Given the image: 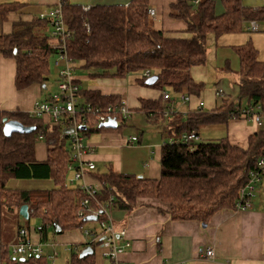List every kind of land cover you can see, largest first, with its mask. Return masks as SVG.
Instances as JSON below:
<instances>
[{
	"label": "trees",
	"instance_id": "obj_1",
	"mask_svg": "<svg viewBox=\"0 0 264 264\" xmlns=\"http://www.w3.org/2000/svg\"><path fill=\"white\" fill-rule=\"evenodd\" d=\"M225 1L229 10L218 16L213 0H199L196 4L190 0H178L170 7V16L186 22L189 37H171L156 28L149 14V0H133L128 6L91 7L62 0L65 23L71 33L67 48L73 67L96 70L99 77L126 78L132 73H143L137 80L142 86H147L144 73L148 71L158 80L147 87L163 93L157 100H142V109L148 111V116L159 119L166 118L164 114L171 115L168 127L174 140L162 145L160 178L149 179L112 170L97 173L104 187L97 193L102 204L128 212L139 206L152 207L169 214L172 220H195L203 224L218 212L237 210L241 189L264 158V128L249 137L247 148L233 145L224 137L186 144L180 142V136L188 133L199 136L203 126L243 119V110L249 106L258 108L264 116V63L259 60L254 44L249 41L232 48L240 64L239 92L235 102L222 98L220 108L205 110L197 107L185 117L176 115L168 105L173 104L180 94L193 98L199 97L203 91L204 84L195 82L191 71L194 67L206 66L210 36L218 40L225 34L244 32V24L251 21L263 26L264 32V7H245L242 0ZM25 6L19 2L0 5V54L16 62L17 90L34 84L46 88L49 59L57 55L49 33L51 19H42L39 15L32 21L16 22L10 34L1 31L9 15L22 13ZM226 70L230 71L229 64ZM60 80L58 74L57 87ZM79 82L76 76L78 86ZM165 94L171 96L169 100L164 99ZM78 97L79 104L82 98L81 104L101 109L122 100L118 96H105L100 91H83L81 88ZM4 118L35 126L36 130L6 137ZM90 121V128L83 130L84 136L91 130H104L96 126V119ZM61 135L60 127L45 125L41 119L31 118L26 113L0 112V208L12 213L22 205H28L29 220L40 219L43 224L52 226L56 234L83 226L79 213L85 198L80 189L66 184L71 151L66 148L67 138L61 139ZM41 137L49 148L46 162H39L35 155V146L42 141ZM11 179L52 180L55 186L51 189H11L8 187ZM141 200L148 202L141 203ZM92 206L96 208L93 202ZM56 227H61L62 231L57 233ZM87 261L92 258L80 259L78 254H73L68 264H89ZM0 263L49 264L46 257L25 261L13 258L10 248L1 243Z\"/></svg>",
	"mask_w": 264,
	"mask_h": 264
},
{
	"label": "crops",
	"instance_id": "obj_2",
	"mask_svg": "<svg viewBox=\"0 0 264 264\" xmlns=\"http://www.w3.org/2000/svg\"><path fill=\"white\" fill-rule=\"evenodd\" d=\"M132 1L133 0H68L71 4L81 5L83 7L96 5L128 6ZM190 1L196 4L199 0ZM213 1L215 3L216 15L220 16L228 12L229 5L225 0ZM17 2L24 3L26 6L22 10V13L13 12L9 15L8 20L4 22L1 28L4 34H10L16 22L20 20L32 21L34 17L47 13L53 7L60 5L62 0H0V5ZM177 2L178 0H149L148 6L149 9L155 11V16L152 18L157 29L165 31L167 35L171 37H189L186 33V22L170 16V7ZM242 4L245 7L258 9L264 7V0H242ZM244 26V32L250 31L248 30L249 23H245ZM259 28L261 29L260 32L264 33L263 26L259 25ZM251 34L252 33H249V35ZM249 40H251L256 49H259L258 39L250 37ZM51 41L52 44H54L52 39ZM214 42H216V39L212 35L208 40V46L210 45L208 47L209 55L213 52L216 54V48L211 45ZM234 45H237V43H234ZM260 51L258 50V52ZM259 60L264 63V57L259 56ZM237 69L238 70L234 71L233 74L235 73L237 75L236 86L239 92L237 84L240 77L238 75L240 64ZM204 70H206L205 66L194 67L192 69L191 74L195 82L202 83L203 80L201 78ZM15 76V60L7 59L0 54L1 113L20 111L29 115L37 102L43 101L50 94H54H44L45 88L39 84H34L23 90H17L15 86ZM141 76H143V73L132 77V82L122 78L116 79L118 83H113L114 88L112 90H109L111 88L110 84L105 88L102 87L101 84H98L97 86H92L88 90L100 91L105 96H118L120 99L125 100L133 112L134 110H138V112L145 115L151 128H157L159 130L156 131L157 136L160 140L161 138L163 139V143L165 141L173 142L174 137L169 134L168 127L169 116L171 115L167 116L168 114H164L166 118L159 119L158 117L155 118L153 115L148 116V111L142 109V100H157L161 98L163 92L150 87L145 88L147 86L143 87L138 84L137 80ZM77 79L80 81V86H82L81 79L78 76ZM218 92L223 91H218L216 87L206 91L203 90L199 97L193 96L189 103L177 101L168 105L171 110L173 109L174 112H176V115H182L183 117L190 111L196 110L200 101L204 103L205 110H215L222 105V102L218 104ZM223 94L221 99L224 98L227 100V96L225 98V92H223ZM180 95H178L176 99H178ZM203 96L205 97V101L202 100ZM82 102L81 98V103ZM230 102H233V100ZM132 116L130 118H132ZM46 120L47 119L41 120V122L45 125H50L45 122ZM220 125L221 126L210 125L207 126V128L202 127L200 130L201 132L205 130L206 136L217 137V139L223 137L228 138L233 145L247 148L249 137L259 129L264 128V116H262V126L260 127L252 120L245 118L234 119L226 124ZM120 128H103L104 130L101 131H112L117 133L120 132ZM200 130L199 136H204L205 134L200 133ZM101 131L91 130L84 136V143L89 148V153L86 155L85 160L93 163L96 167L94 171L88 173L86 176L85 180L88 184L97 187L100 192H102L104 187L96 174H104L110 170L125 175H141L139 177H146L149 179L160 178V160L163 143H159L158 139L151 140L149 137L144 143L142 138H138V141L133 143L129 142V140L136 136L118 138L120 135H117V138L113 136H103L100 139L95 138L94 134ZM60 137L63 139L62 136ZM66 148L71 151L68 141H66ZM35 152L36 159L39 162L48 161L49 148L44 138L36 144ZM69 164L66 169V184L68 181L70 184L67 185L70 188L79 189L80 183L71 184L70 182L73 173L68 169ZM127 167L131 168L128 169ZM69 173H72V176L68 179L67 174ZM261 194L263 195L262 190ZM19 209L20 208L16 209L11 214L19 215ZM4 212L5 211L0 208V226ZM110 215L116 228L124 229L127 232L126 239L130 243V246L125 249L120 259L128 264H179L181 262H185L186 264H264V199H259L257 195L254 198L253 207L251 209L245 211L224 210L218 212L210 218L207 224L195 220H172L169 214L163 213L156 208L145 206H139L130 212L111 209ZM25 221V219H22V221L18 219V223L13 228L9 226L6 228L0 227V243L10 247L17 239L18 229L24 226L28 227ZM83 235L84 233L80 228L70 229L61 234V239L68 247L69 252L77 254L76 251L79 249L81 250L78 252L79 258L82 251L88 246L87 243L90 240ZM38 239L40 240V238ZM121 242H124L123 239ZM92 248L94 249V254L85 257L92 258V261H87V263L110 264V262L102 256L101 250L98 256H95L96 248ZM207 249H212L214 251L213 259H206L204 257L203 253ZM69 261L67 263H69Z\"/></svg>",
	"mask_w": 264,
	"mask_h": 264
},
{
	"label": "built area",
	"instance_id": "obj_3",
	"mask_svg": "<svg viewBox=\"0 0 264 264\" xmlns=\"http://www.w3.org/2000/svg\"><path fill=\"white\" fill-rule=\"evenodd\" d=\"M87 10V9H86ZM150 16H155V11L149 9ZM42 19H51V38L53 40V47L57 51L58 60L55 62V67L58 69L60 76V83L58 85V92L49 96L45 101L36 103L34 109L29 113L31 118L45 120L51 126L60 127L62 129V137L67 138L69 147L71 149V161L69 164V171L73 173L70 179L71 184H79V189L84 193L85 198L82 201V210L79 217L83 220L88 215H97L99 223V231L86 230L84 234L89 237L88 246L99 248L102 251L104 259L110 264H128L123 262L120 257L124 254L130 243L126 239L127 232L124 229L116 228L114 221L110 215L111 206L102 204L98 201L97 193L100 190L86 182L88 173L95 170V165L85 160L89 153L88 146L84 143L83 130L90 128V119H96V126L110 122L112 119L117 121L118 126L122 120H128L132 116V109L127 105L125 100H121L118 104H112L104 109L92 108L90 104H79L80 87L76 84V69L73 67L71 59L68 54V39L71 36L70 31L65 23L62 5H58L47 13L40 15ZM259 25L251 21L248 30L259 31ZM144 76L149 79L150 72H145ZM223 92H218L219 97H223ZM169 94L164 95V99H170ZM189 103L191 97L189 95H180L175 102ZM198 107H204L202 101L199 102ZM243 117L250 119L259 127L262 126V113L258 108L249 106L243 110ZM82 127H85L84 129ZM42 138V137H41ZM137 137L130 138L129 142H137ZM181 143L196 144L200 142V137L196 133L184 134L180 137ZM264 176V158L259 161L258 168L252 171L249 175L247 185L241 189L239 198L236 202L238 211H245L253 207L255 198V191L262 182ZM112 200V199H111ZM92 202L95 203L96 208H93ZM102 211V214L99 212ZM50 225H39L34 227L32 231L36 234H41ZM80 230L83 231L82 226ZM30 227H20L18 229L16 241L10 245L11 254L17 259L25 260H39L47 257L50 261L55 262L58 253L55 250L58 245L51 244L54 253L45 255L44 244L42 238L38 242H33L31 237ZM123 239L124 242H121ZM206 259L214 258V251L207 249L203 253ZM2 264V263H0ZM179 264H186L181 262Z\"/></svg>",
	"mask_w": 264,
	"mask_h": 264
},
{
	"label": "rangeland",
	"instance_id": "obj_4",
	"mask_svg": "<svg viewBox=\"0 0 264 264\" xmlns=\"http://www.w3.org/2000/svg\"><path fill=\"white\" fill-rule=\"evenodd\" d=\"M194 5V4H193ZM259 31H246V32H240V33H235V34H225L222 37H220L216 42H214L213 47L216 48V54L208 52V59L207 63L205 66V69L203 71L202 75V83L204 84V89L203 90H209V89H214L215 87L217 88L218 91H223L225 92V98L227 96V100L235 102L238 97V91H237V75L233 72L238 70L239 68V61L238 57L235 54V52L232 50L234 46H239V45H244L247 42L251 41L249 40L250 37H253L254 39L259 40V49L261 50L259 53L261 57H264V33ZM249 33H252L249 35ZM242 42V44H241ZM234 43H237V45H234ZM210 46V45H209ZM208 46V47H209ZM212 50V49H211ZM58 60L57 55H52L49 59V80L46 82V88L44 90V94H49V93H56L58 92V87H57V76H58V69L55 67V62ZM229 64L230 71L226 70L227 65ZM232 70V71H231ZM76 74L77 76L81 79V85L79 84V87L86 91L92 86H97L98 84H101L102 87H106L107 85H111V88L109 90H112L114 88V84L118 83L119 78L116 77H99L97 76L98 71L96 70H88L82 67H77L76 69ZM140 73H132L128 75L126 79L129 82H132V77L138 76ZM233 74V75H232ZM114 83V84H113ZM144 87V86H143ZM148 88V87H145ZM204 96L202 97V100H204ZM218 104L222 102L221 97L217 98ZM133 112V110H132ZM210 126V125H207ZM207 126H203L207 128ZM212 126H217V125H212ZM221 126V125H218ZM120 132H104L101 131L99 133L94 134V137L97 139L102 138L103 136H113L117 138V135H120L118 138H125L129 136H136L137 138H142L144 143L146 142L147 138L150 137L151 140H159V143H163V139L161 140L157 136V132L159 131L157 128H151L150 125L148 124L147 118L145 115L141 112H138V110H134L132 118L129 120H126L125 122H120ZM202 128V127H201ZM161 131V130H160ZM200 133L205 134V130H200ZM205 136V137H204ZM204 136H200V139L203 141H209L211 139H217V137H209L206 134ZM220 138V137H219ZM142 144V143H141ZM128 169L131 167H127ZM141 168V167H140ZM133 170V169H132ZM141 172V169H140ZM72 176V173L67 174L68 179ZM141 176V175H139ZM67 184H70L67 181ZM55 185L52 182V180H16V179H11L8 181V187L11 189H18V188H24V189H51ZM263 187V188H262ZM261 190L263 192V195L261 194ZM259 192V194H258ZM259 196V199H264V176L262 178V182L258 184L256 191H255V197ZM146 200H141V203H144ZM148 202V200L146 201ZM18 213V212H17ZM23 218H21L17 214H11V213H6L2 215L1 218V226L3 228L6 227H11L13 228L17 223ZM26 224L28 227L31 228V237L33 242H38V238H42V243L45 245L44 246V251L45 255H50L54 253V249L51 244H56L58 247H56V251L58 253V257L55 262H52L48 260L49 264H68L67 262L70 260V257H72L73 254L68 250V247L64 244L63 240L61 239V234H56L55 229L52 226H49L43 233L36 234L32 231L33 227H37L39 225H45L42 223V221L38 218H31L30 220H26ZM99 223L94 222V221H89V222H83V233L86 230L90 231H99ZM65 234V233H64ZM85 235V234H84ZM83 235V236H84ZM86 236V235H85ZM88 239L89 237L86 236ZM81 251L80 249L76 251L78 252ZM100 253V249L96 248L95 250V256H98ZM12 255V254H11ZM13 258H16L15 256L12 255ZM47 258V257H46ZM17 259V258H16Z\"/></svg>",
	"mask_w": 264,
	"mask_h": 264
},
{
	"label": "water",
	"instance_id": "obj_5",
	"mask_svg": "<svg viewBox=\"0 0 264 264\" xmlns=\"http://www.w3.org/2000/svg\"><path fill=\"white\" fill-rule=\"evenodd\" d=\"M158 80L157 76H152L149 79H147L146 84L147 86H152L154 85ZM45 88V86H44ZM83 129L85 127H82ZM101 128H106V129H117L118 124L115 119H112L110 122L104 124L101 126ZM36 130L35 126H26L22 124L21 122L17 120H12L8 118L3 119V133L6 137H11L12 134L14 133H19V134H29L32 133ZM99 214H102V211L99 212ZM19 215L25 219L29 220L30 215H29V207L28 205H22L19 209ZM98 216L97 215H88L86 216L82 221L83 222H89V221H97ZM62 231L61 227H56V232L60 233ZM94 254V249L91 246H87L82 253L80 254V258L83 259L87 256H91ZM21 261H25V259H20Z\"/></svg>",
	"mask_w": 264,
	"mask_h": 264
}]
</instances>
